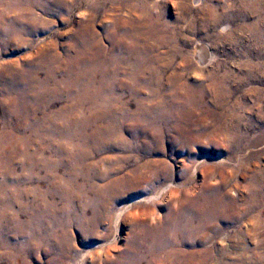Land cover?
<instances>
[{"label": "rangeland", "instance_id": "1", "mask_svg": "<svg viewBox=\"0 0 264 264\" xmlns=\"http://www.w3.org/2000/svg\"><path fill=\"white\" fill-rule=\"evenodd\" d=\"M240 5L5 10L0 177L34 193L0 222V264H258L264 244L240 213L264 176V4L262 16Z\"/></svg>", "mask_w": 264, "mask_h": 264}, {"label": "bare ground", "instance_id": "2", "mask_svg": "<svg viewBox=\"0 0 264 264\" xmlns=\"http://www.w3.org/2000/svg\"><path fill=\"white\" fill-rule=\"evenodd\" d=\"M241 5L243 8L248 7L250 12L257 14L260 16L263 14L262 5L264 4V0H240ZM18 3V0H0V20H3L4 18V12L5 10H10L12 12L13 6H15ZM13 5V6H12ZM240 5V6H241ZM12 7V8H11ZM133 7V6H131ZM264 8V7H263ZM132 9V8H131ZM136 10V9H135ZM138 10V9H137ZM262 10V11H261ZM27 11V10H26ZM135 12V11H134ZM211 12V10H210ZM227 12V11H226ZM15 13V12H14ZM136 13V12H135ZM7 14V13H6ZM9 16V15H8ZM217 16V15H216ZM215 16V17H216ZM262 16V15H261ZM212 18V17H211ZM210 19V18H209ZM264 19V18H263ZM213 19L212 21H214ZM209 23V22H208ZM259 24V23H258ZM120 25V23H119ZM131 25V23H130ZM11 26V25H10ZM202 26V25H201ZM256 27V26H255ZM256 29V28H255ZM4 31V30H3ZM3 31H1L3 33ZM129 36V35H128ZM18 39V38H17ZM204 50V49H202ZM126 52V51H125ZM131 52V51H130ZM153 53V52H152ZM129 56V55H128ZM71 58V57H70ZM126 59V58H125ZM71 60V59H70ZM138 60V59H137ZM119 61V60H118ZM109 62V61H108ZM110 63V62H109ZM131 63V62H130ZM138 63V62H137ZM136 64V63H135ZM119 67V66H118ZM95 71V70H94ZM152 79V78H151ZM22 80V79H21ZM117 81V80H116ZM26 82V81H25ZM219 82V83H218ZM225 81H212L210 86L213 88H226V85L224 83ZM72 87V86H71ZM201 87V86H199ZM228 88V87H227ZM128 91V90H127ZM170 93V92H169ZM196 94V93H195ZM224 94V93H223ZM153 95V94H152ZM162 95V94H161ZM158 96V95H157ZM160 96V95H159ZM219 96V95H218ZM161 98V97H160ZM46 101V100H45ZM159 101V99H158ZM161 101V100H160ZM95 102V101H94ZM159 106V105H158ZM162 106V105H160ZM155 107V106H154ZM146 108V107H145ZM165 109V108H164ZM163 110V109H162ZM125 111V110H124ZM164 111V110H163ZM179 115V114H178ZM182 115V114H181ZM34 116V115H33ZM236 119V118H235ZM187 127V126H186ZM212 127V126H211ZM229 130V129H228ZM119 133V132H118ZM6 138V137H5ZM15 140V139H14ZM18 141V140H17ZM28 142V141H26ZM15 144H18L14 142ZM13 143V144H14ZM21 144H25L24 141L20 142ZM26 146H22L19 151L16 149V155L18 156L19 163L18 165L21 166V168L24 167L25 163L30 160V157L34 154L33 151L28 149V151L25 149ZM4 145H0V149L4 150ZM4 152H2L1 155H3ZM5 157V156H4ZM34 157V155H33ZM4 162V161H3ZM2 166V163H1ZM28 166V165H27ZM7 167V166H6ZM12 171V170H11ZM259 173V172H258ZM262 174V173H260ZM257 175V174H256ZM32 177V175H29ZM255 176V175H254ZM228 177V176H227ZM24 178H21L18 183L10 182L8 180L7 175H3L0 177V222L6 221L7 216L11 215L12 217L19 216L22 212L27 211L29 209H32L33 205L30 204V197H32L34 193L33 187H25L22 184ZM28 186V185H27ZM249 190H253V195L251 197H247L248 200H246L243 204V207L241 209V219L243 220L244 224L247 226V230L250 227L251 232L254 237L259 240L261 246L264 244V176L257 175V177L253 178L252 185L248 186ZM21 196H24L26 198V202H22L19 206V209H15V205L19 203V200H21ZM242 200V199H241ZM32 201V200H31ZM223 202V201H222ZM250 203H254V207L250 205ZM204 205V204H203ZM32 214V213H31ZM32 223V218L30 217L28 219ZM245 228V226H244ZM246 232V231H245ZM247 234V232H246ZM251 234V235H252ZM250 235V232H249ZM37 236V235H36ZM42 236V235H41ZM244 236H242L243 238ZM245 243V242H244ZM2 247H5V244L1 245ZM246 246V245H245ZM259 246V245H258ZM9 248V247H8ZM253 248V247H252ZM248 249V248H247ZM244 250V249H242ZM241 250V251H242ZM263 250V249H262ZM256 251V250H255ZM10 252V251H9ZM243 252V251H242ZM250 253L249 250H244V254ZM255 253V252H254ZM259 254V253H258ZM12 257L15 256L16 258V252L14 251V248H11V254ZM250 257V256H249ZM253 257V256H251ZM245 258V257H244ZM245 260V259H244ZM247 260V258H246ZM252 260V259H250ZM256 261L258 264H264V255L259 256L256 258ZM246 264V263H244ZM255 264V261H254Z\"/></svg>", "mask_w": 264, "mask_h": 264}]
</instances>
